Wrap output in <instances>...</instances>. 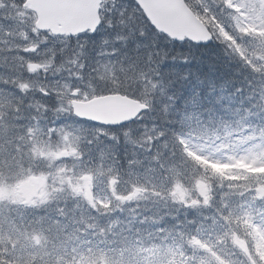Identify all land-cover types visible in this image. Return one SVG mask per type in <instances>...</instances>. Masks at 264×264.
<instances>
[{
  "label": "snow or ice",
  "instance_id": "1",
  "mask_svg": "<svg viewBox=\"0 0 264 264\" xmlns=\"http://www.w3.org/2000/svg\"><path fill=\"white\" fill-rule=\"evenodd\" d=\"M98 7H102L99 0L92 5ZM126 13L124 9L118 14ZM194 19L204 28L203 36L196 39L222 40L264 85V0H212L196 10ZM101 22L98 17L91 25L93 31ZM60 23L47 21L28 29L20 34L22 44L0 41L8 54L5 67L20 69L15 78H0V88L11 83L21 94L0 92V264H264V86L254 92L259 101L256 111L245 114L237 109L238 119L216 120L209 109L210 118L205 120L199 100L193 97L191 110L186 107L180 121L186 131L152 127L133 140L151 154L155 167L147 168L143 179L128 181V190L121 192L120 171L105 163L111 150L98 145L93 156L89 148L98 138H90L88 130L44 127L39 118L20 115L25 110L23 96L32 90L23 73L47 72L57 61L53 52L46 62H27V54L40 51L29 41L48 36L45 29L51 34L77 30L58 27ZM79 47L82 56L83 46ZM113 69L105 63L95 71L101 78L115 80ZM83 78L78 75L73 80ZM157 87L146 80L145 97ZM38 90L60 97L57 113L99 118L81 111L82 98L100 94L95 88L85 91L64 83L52 92L42 86ZM148 106L146 100H138L130 110ZM36 108L47 110L42 104ZM164 111L168 112L167 105ZM253 116L260 117L259 122ZM155 168L163 174L164 191L154 182ZM98 184L103 185L104 195L97 193ZM149 190L176 206L158 217L145 216L141 223L151 220L150 230L119 228L115 218L102 222L125 204L147 199ZM81 205L89 213L95 209L97 215L86 217Z\"/></svg>",
  "mask_w": 264,
  "mask_h": 264
},
{
  "label": "trees",
  "instance_id": "2",
  "mask_svg": "<svg viewBox=\"0 0 264 264\" xmlns=\"http://www.w3.org/2000/svg\"><path fill=\"white\" fill-rule=\"evenodd\" d=\"M25 1L0 0V41L7 40L13 46L18 43L22 44L23 38L20 34L26 33L28 29L35 26L34 19L32 18L34 14L24 7ZM186 2L196 13V10L202 4H210L212 0H186ZM107 3L111 5L115 13L113 24L116 26H111L104 33L98 31L95 33H85L86 35H79L75 38L48 35L53 42L52 52L56 53L58 63L64 59V55L59 51V46L66 45L69 41H72L80 51L81 48L79 46H83L84 53L90 54V65L105 63L106 58L113 56L117 49H127L128 55L132 58L145 55L149 59V63H151V57H156V63L152 64V67L162 73L167 87L158 93L161 110L157 113H149L144 117L145 121L148 122L168 119L164 106H173L179 96L186 98L184 99V107L189 108V110H191L190 102L192 98L196 97L200 102V111L203 114H208V110L210 109L211 115L216 120L238 119L235 115V110L240 109L242 103L244 107L248 106L247 100L244 97L238 98L237 94H235V88L240 84H242L245 96L251 99L252 104L255 105L257 103L258 100L254 98V92H258L260 87L264 86L260 84L262 78L250 70H244L239 73L234 72L230 67V62L238 58L233 55L222 40L214 37L211 48H209V45H197L189 41L184 43L176 42L158 32L150 24L135 0H107ZM11 8L14 10L10 11ZM124 9H127L126 15L124 17L119 16L118 13ZM23 10H26L28 15L25 22L18 17ZM122 19L125 21L124 25L119 23ZM9 29L12 31V36L6 37L5 34L8 33ZM145 29L149 33L147 41L140 38V34ZM118 36H124L127 39H117ZM105 40L108 41L107 44L104 43ZM215 41H219V46L214 43ZM138 45L139 49H137ZM5 49L6 44L0 43V78H15L20 74V69L17 67L16 71H10L5 67V57L8 55ZM51 54V52H39L37 54H27V56H31L34 59H43L45 56ZM17 55H22V53H17ZM18 63L19 61H17ZM23 78L32 84V90L23 96L25 110L20 115L24 117H28L29 115L37 117L44 127L55 126L57 121L63 116L62 112L57 113L52 110L59 103L58 96L56 94L44 95L38 89L42 86L45 89L47 88L49 92H52L50 86L54 85L53 81L55 79H60V83H73L74 81H72V78L66 71L56 74L52 70L47 72L41 70L35 75L23 73ZM76 82L80 83L85 91L89 90L86 82ZM144 84L146 85V80ZM91 88L97 89L95 86ZM97 90L100 94L95 96L121 93L119 91ZM0 92H5L9 96L14 94L17 96L21 95L11 83L6 89L0 88ZM37 104L47 105V110L44 108L37 109ZM29 105L32 107L29 108ZM259 119L260 117H256L254 121L259 122ZM85 122L93 127L86 128L84 125L73 123L63 125L74 126L76 128L84 127L89 133H92L90 138H98L89 148L93 156L96 155L98 145L110 149L112 155L105 162L106 165L114 166V162H123L119 170L123 180L120 184L121 192L128 190V181L134 180L137 177L143 179L146 169L153 167L150 153L139 145H133L129 142L128 144L119 145L118 152L113 151L114 140H110L109 135L114 131L119 132V127H105L88 121ZM99 129H103L104 132L98 131ZM104 133H107V135ZM89 159L91 160V157ZM130 161H142L143 163L131 164L129 163ZM117 166L119 165L117 164L114 167ZM154 175V182L160 183L161 177L159 173L155 172ZM153 197L152 199L147 198L138 202H129L123 206L122 210L116 209L114 213L107 214L102 222L115 218L120 222L119 228L132 231L136 229L150 230L152 228L151 220L148 223H141L145 216L151 218L155 214L158 217L168 213L169 210H174L176 207L163 197ZM81 210L86 217L97 215L95 209H92L89 213V209L85 205H81ZM166 218L170 219V217ZM89 222L94 221L90 220Z\"/></svg>",
  "mask_w": 264,
  "mask_h": 264
},
{
  "label": "clouds",
  "instance_id": "3",
  "mask_svg": "<svg viewBox=\"0 0 264 264\" xmlns=\"http://www.w3.org/2000/svg\"><path fill=\"white\" fill-rule=\"evenodd\" d=\"M115 13L109 3L106 2L102 5L101 8V24L98 26L97 31L98 32H105L108 28H110L111 23H113V17ZM86 35V34H82ZM140 38L144 41H147L149 39V33L147 29L143 33L140 34ZM211 40V39H210ZM29 43H36L40 46L41 53L43 52H52V40L50 36H44L40 35L37 38H34L33 40L29 41ZM217 46H219V41L214 42ZM205 44L209 45V48H211L210 42H205ZM59 51L64 55V59L61 60L59 63L56 61L52 68L54 73L60 74L62 71H66L68 75L72 78L74 76L82 75L84 78L79 80L87 83L88 87L95 86L97 89H103L106 91H119L123 94L131 95L134 98L144 102L148 103V107L146 109L141 110L139 113H137L136 116L130 117L128 120L124 121L122 125L119 127V132H111L109 135V139L111 140L113 136L116 137L113 143V151L118 152V147L121 144H128L129 142L132 143L133 140H138L146 131L151 129L152 127H157L158 129H163L166 132H171L172 130L176 132L186 131V129H183L181 127L180 121L183 119L184 113H185V107H184V97L179 96L176 99V102L173 106H168V112L167 116L168 119L161 120V121H145L144 117L149 113H157L159 112L160 106H159V96L158 93L161 92V88L164 90V88L167 87V84L165 82L164 76L160 71H158L156 68L152 67V64L156 63V57H151V63H149V59L145 55H140L139 57L132 58L128 55L127 49H117L115 54L109 58H106L105 63H111L114 66L113 69V75L116 77L115 80L107 79V78H101V76L95 71L96 68L99 67L101 64L105 63H99L97 64H91L89 61V55L84 53V55L80 56V50L75 47L72 41H69L66 45H60ZM52 55V54H51ZM51 55L45 56L43 59H34L31 56L25 57V60L27 62H46ZM211 55V53H210ZM79 56V59L76 64H72L71 60L74 57ZM105 59V58H101ZM62 66V67H61ZM83 66V67H81ZM231 69L236 72H242L244 70H252L248 68L244 63H242L239 59L230 62ZM91 68V70H90ZM152 81L154 83H157L158 87L156 90L151 91V95H148L145 97V89L146 85L144 84V81ZM67 83V82H66ZM75 86L82 87L80 83H77L76 81L73 82ZM242 84H240L238 87L235 88V94H237L239 97H244L245 100H247V107H244L243 103L241 104L240 110L242 113H247L249 110L256 111V105L252 104L251 99H248L247 96H245V93L241 91ZM174 95V93H173ZM47 106V105H46ZM61 104H57L52 110L56 112V109L59 108ZM166 106V105H165ZM164 106V109H165ZM48 107V106H47ZM206 111V110H205ZM264 115V114H262ZM212 118H214L211 115ZM203 118L205 120H208L209 113L203 114ZM253 120L256 119V116L252 117ZM67 123H73V124H81L84 125L86 128H91L93 126L88 125L87 122L81 120L78 116H76L71 111H65L64 115L57 121V126L67 124ZM92 135V133H89ZM134 145V144H133ZM177 151H179V147L177 146ZM151 155V154H150ZM122 161L114 162L115 165H119L116 168L120 170V167H122ZM153 164V167H155V164ZM155 172L159 173L160 177H162V172L159 168H155ZM157 188L160 191H164V184L163 180L161 179V182L157 184ZM148 198L152 199L154 198L151 195V190H149Z\"/></svg>",
  "mask_w": 264,
  "mask_h": 264
},
{
  "label": "water",
  "instance_id": "4",
  "mask_svg": "<svg viewBox=\"0 0 264 264\" xmlns=\"http://www.w3.org/2000/svg\"><path fill=\"white\" fill-rule=\"evenodd\" d=\"M96 2L97 0H27L25 6L37 14L36 25L47 21H61L58 27H70L77 30L61 31L53 35L76 37L87 32H96L91 27L98 17L101 18V7L92 8ZM99 2L102 5L103 0ZM136 2L151 24L172 40L177 42L189 40L199 45H208L205 42H213L214 38L196 39L198 36H203L204 28L195 21L196 14L185 0H136ZM137 101L123 94H108L89 100H80L81 111L99 118L93 119L89 115L78 117L96 124L117 127L140 112L138 108L135 112L130 110V106Z\"/></svg>",
  "mask_w": 264,
  "mask_h": 264
},
{
  "label": "rangeland",
  "instance_id": "5",
  "mask_svg": "<svg viewBox=\"0 0 264 264\" xmlns=\"http://www.w3.org/2000/svg\"><path fill=\"white\" fill-rule=\"evenodd\" d=\"M12 10H14V9L11 8L10 11H12ZM27 16H28V15H27L26 10H25V11L23 10V11L18 15L19 18L23 19V22H25V20L27 19ZM32 18L34 19V22H35V20H36V16H32ZM34 25H35V23H34ZM5 35H6V37H8V33H6ZM60 82H61L60 79H55V80L53 81V84H54V85H51L52 87L50 86V88H52V90H53V88H56V87H62L63 84L66 83V82H62V83H60ZM46 89H47V88H46ZM150 95H151V94H150ZM57 98H58V102L61 104V99H60V97L58 96ZM87 98H89V97H87ZM82 99H85V98H82ZM62 115H64V112H62ZM55 124H56V123H55ZM61 126H62V125H61ZM52 127H58V126H57V124H56L55 126H52ZM96 191H97L98 194H100V195H104V192H103V185L98 184V185H97V188H96Z\"/></svg>",
  "mask_w": 264,
  "mask_h": 264
}]
</instances>
